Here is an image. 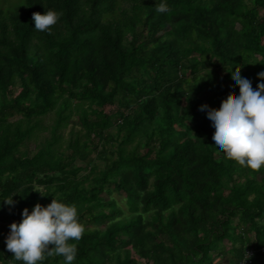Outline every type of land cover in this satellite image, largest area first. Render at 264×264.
Here are the masks:
<instances>
[{
  "label": "trees",
  "instance_id": "1",
  "mask_svg": "<svg viewBox=\"0 0 264 264\" xmlns=\"http://www.w3.org/2000/svg\"><path fill=\"white\" fill-rule=\"evenodd\" d=\"M159 2L0 7V200L14 201H0V264H23L5 250L9 225L53 198L75 204L85 228L69 241L73 264H137L133 255L214 264L224 242L234 264L248 249L253 264H264V168L250 172L214 154L207 116L239 94L231 74L254 90L261 82L264 0H167L165 14L155 11ZM47 10L61 14L58 22L35 31L32 14ZM51 113L50 137L25 156ZM75 118L85 134L72 132L65 157L62 133ZM92 152L105 164L80 176L72 165ZM246 227L249 240L237 231ZM62 261L52 255L42 264Z\"/></svg>",
  "mask_w": 264,
  "mask_h": 264
},
{
  "label": "clouds",
  "instance_id": "2",
  "mask_svg": "<svg viewBox=\"0 0 264 264\" xmlns=\"http://www.w3.org/2000/svg\"><path fill=\"white\" fill-rule=\"evenodd\" d=\"M154 8L159 14L170 11L167 0L155 3ZM60 15L54 10L33 13V29L50 33ZM258 79L261 82L254 90L252 82L243 78L239 71L231 74V84L239 89V94L235 98L229 94L218 110L207 113L214 130L210 145L214 154H223L227 160L250 172L264 168V72L258 74ZM206 107L201 106V110ZM0 201L8 206L14 204L12 197ZM84 231L76 205L53 198L46 207L37 203L31 212L23 209L21 221L9 225L5 250L23 264H42L46 256L52 255L63 257L62 264H73L77 246L69 241L78 242Z\"/></svg>",
  "mask_w": 264,
  "mask_h": 264
},
{
  "label": "rangeland",
  "instance_id": "3",
  "mask_svg": "<svg viewBox=\"0 0 264 264\" xmlns=\"http://www.w3.org/2000/svg\"><path fill=\"white\" fill-rule=\"evenodd\" d=\"M15 3V0H0V7L3 8H8L9 6H13ZM203 74H205L203 72ZM55 121V114L51 113L48 116L44 117L42 119L43 124L47 127V131H44L40 134H38L37 138L31 140L30 142L27 143V145L22 149V153H24L25 156H29L32 157L34 154L37 153V151L39 150V148L41 147V144L44 143V141L46 139H48L50 137V130L48 127H51L54 124ZM80 133L81 135L85 134L84 129L77 124L76 122V118L74 120H72V123L68 126L67 129L64 130V132L62 133L63 136V153L65 157H68L70 155V151L68 148V143L71 142L73 140V133ZM110 136H112L114 139L117 138L116 137V133H117V129L113 128L112 130L107 132ZM142 144L144 145V140H142ZM99 150H101V148H99ZM142 153H145V150H142ZM105 164V162L101 159H99V157L97 156V153H90L89 157L87 160L82 161L79 158L76 159V161L74 162V164L72 165L73 168L75 169H80L81 172L79 173L80 176H84L87 175L88 172L90 171V169L94 166L97 168H103V165ZM39 190L42 192L43 188H39ZM117 201L120 200V196L117 194L113 195ZM120 206H123V203L120 202L119 204ZM123 209L125 211L126 208L123 206ZM1 219V218H0ZM5 221H3L4 224L9 223V216L6 214L4 217ZM264 224V221L262 222ZM237 224V221L234 222L233 226H235ZM247 227L243 229H238V233H242L245 237L246 240H249L252 237V234H250V232H247ZM236 231V232H237ZM253 238V237H252ZM228 246L227 248H225V251L222 255H219L217 257H215L214 260V264H234V257L229 255V252L227 253V249L230 248V244L228 242H224L223 246ZM133 258L135 260H137V264H148L146 261L141 260L137 255H133Z\"/></svg>",
  "mask_w": 264,
  "mask_h": 264
},
{
  "label": "built area",
  "instance_id": "4",
  "mask_svg": "<svg viewBox=\"0 0 264 264\" xmlns=\"http://www.w3.org/2000/svg\"><path fill=\"white\" fill-rule=\"evenodd\" d=\"M263 252H264V250H263ZM244 254H245L244 259L240 262V264H242L243 261H244V264H253L255 251L248 249V250H246V252Z\"/></svg>",
  "mask_w": 264,
  "mask_h": 264
}]
</instances>
